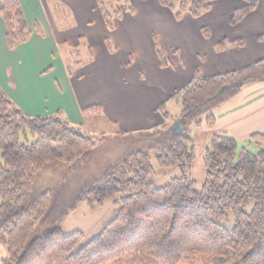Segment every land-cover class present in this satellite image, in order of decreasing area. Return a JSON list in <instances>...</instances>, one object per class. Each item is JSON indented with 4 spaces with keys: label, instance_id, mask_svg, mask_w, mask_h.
<instances>
[{
    "label": "trees",
    "instance_id": "obj_1",
    "mask_svg": "<svg viewBox=\"0 0 264 264\" xmlns=\"http://www.w3.org/2000/svg\"><path fill=\"white\" fill-rule=\"evenodd\" d=\"M157 1L181 21L186 15L200 18L217 0ZM241 1L245 6L234 13L232 26L259 2ZM124 9L130 11L127 4ZM101 11L113 32L119 11L108 13L102 4ZM0 16L11 50L29 41L32 33L17 0H2ZM203 33L209 37L207 30ZM226 47L223 42L220 49ZM158 57L161 67L169 65L159 51ZM259 81H264V61L214 77L196 73L177 95L178 118L161 106L165 124L151 131L118 133L124 155L84 178L78 190L64 178L43 192L36 191L35 182L47 169L77 176L94 166L103 138L74 129L61 114L29 116L0 87V245L7 250L3 264H264V151L252 152L225 134L214 135L204 155L206 180L198 190L190 175L195 141L187 133L189 125L215 126L213 112ZM176 124L182 126L181 133ZM27 132L36 140L21 144ZM263 140L262 135L251 138L257 144ZM153 154L159 167H176L182 175L163 187L149 182ZM117 195L122 196L117 216L95 238L85 242L80 232L63 234L61 225L81 205L102 206ZM228 216L232 227L221 223Z\"/></svg>",
    "mask_w": 264,
    "mask_h": 264
},
{
    "label": "crops",
    "instance_id": "obj_2",
    "mask_svg": "<svg viewBox=\"0 0 264 264\" xmlns=\"http://www.w3.org/2000/svg\"><path fill=\"white\" fill-rule=\"evenodd\" d=\"M17 1L32 35L11 50L0 16V87L27 115L61 114L86 135L84 126L93 127L97 119L116 134L160 128L165 120L159 108L178 118L177 95L196 73L214 77L264 61V0L235 26L231 19L245 6L241 0H217L200 18L186 15L181 21L157 0H122L130 11L123 8L113 32L101 11L110 0ZM239 41L243 47L236 46ZM223 42L226 49H220ZM81 48L90 51L86 63L69 62ZM158 51L167 67H161ZM213 114L215 126L196 128L205 134L206 148L214 135L225 134L264 151V140L251 142L264 136V81L246 85ZM6 257L0 245V264Z\"/></svg>",
    "mask_w": 264,
    "mask_h": 264
},
{
    "label": "rangeland",
    "instance_id": "obj_3",
    "mask_svg": "<svg viewBox=\"0 0 264 264\" xmlns=\"http://www.w3.org/2000/svg\"><path fill=\"white\" fill-rule=\"evenodd\" d=\"M125 4L126 3L122 0H110L109 2H105V9L106 12L111 14L116 10L121 14V11L123 10V8H125ZM68 21L69 18L66 17V23ZM81 50L82 48L77 51L73 55V57L70 56L71 61L69 62H72L73 64L78 63L79 65H84L88 57H90V51L87 49L86 52H82ZM63 56L65 58L64 53ZM67 59H69V56L67 57ZM175 105L176 103L174 102L171 104L172 110L176 108ZM177 115L180 116L181 111ZM87 122L88 117H86V123ZM89 127H91L89 123L84 126L86 133H90L92 137L103 138V140L98 145L94 166L92 165V167L88 170L89 172L87 171L88 173L86 172L82 175L79 174L77 176H73L72 171L47 169L40 177L37 178L35 182V189L37 192H43L45 190L54 188L56 185L61 183L64 178H66L72 190H78L81 187L84 178L86 179V177L91 176V174L96 175L97 173L103 171L107 166L119 160L124 155V142L120 141V139L117 138L116 130L112 129L111 126L105 124L104 119H97L93 127H91L90 129ZM196 130L197 129L194 127V125H189L187 130V133L190 134V136L195 141L196 154V160L192 166L190 175L192 180L196 183L197 189L201 190L206 180L204 155L206 153L207 146L205 134H198L196 133ZM35 140L36 138H34L30 132H27L26 135H21L20 142L21 144H32ZM239 147H247L250 151L256 152L255 148H252V146L249 145H239ZM151 165L153 166L154 173L149 179V182L153 183L156 187H163L172 179L178 178L182 175L180 169L176 167L170 169L159 167L156 161L155 154H153L151 157ZM121 198V195H117L116 197L105 201L102 206H97L94 208L89 207L87 204L81 205L80 208L76 212L70 214L65 222L61 225L60 228L63 234L68 236L76 232H80L85 236V242H89L103 231L107 223L112 221L117 216L120 208ZM252 207L253 203L246 207V211L250 212L252 210ZM228 217L230 223L228 222V220L221 221V223H223L226 227H232V217Z\"/></svg>",
    "mask_w": 264,
    "mask_h": 264
},
{
    "label": "water",
    "instance_id": "obj_4",
    "mask_svg": "<svg viewBox=\"0 0 264 264\" xmlns=\"http://www.w3.org/2000/svg\"><path fill=\"white\" fill-rule=\"evenodd\" d=\"M226 90H227V88H224V89H223V92L226 91ZM176 125L178 126V130H177L178 133H181V132H182V126L179 125V124H176Z\"/></svg>",
    "mask_w": 264,
    "mask_h": 264
}]
</instances>
